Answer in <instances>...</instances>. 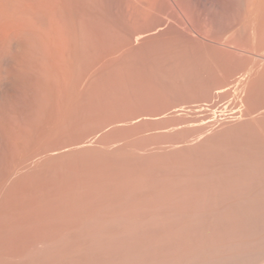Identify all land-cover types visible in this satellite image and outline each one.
I'll use <instances>...</instances> for the list:
<instances>
[{
    "label": "rangeland",
    "instance_id": "obj_1",
    "mask_svg": "<svg viewBox=\"0 0 264 264\" xmlns=\"http://www.w3.org/2000/svg\"><path fill=\"white\" fill-rule=\"evenodd\" d=\"M129 1L130 0H125V2H124L125 7H127L128 5H129L128 7H130L132 5V3H130ZM136 1H138V0H131V2H133V4L136 5L135 6L136 7V13H137L136 14V21L133 20L132 18H129V15H125L126 16L125 19L128 18V20H126L125 27H126V24H128L127 22L129 20L134 23V24H132V23L130 24V21H129V24H130L129 26H131V28H133V30H136V37L133 38L135 47L129 46L133 43L130 44L131 40L129 38V33H127V31L125 30V29H127V30L130 29V27L128 25L126 28L124 27V30H123L124 32L122 31L123 33L121 34L122 35L121 41L119 40L121 43L119 41H117L118 43L116 41H114V42H116V44H121V46L123 47V48L122 47L121 48H122L123 52L125 53L124 54L122 52V54H124V56L126 55L125 57H127L128 54H130V53H128V51H131L132 49L136 50L135 52L133 50V52L136 54L135 65H134V62L132 64V63H128L127 62L128 60L124 61V64L126 62L129 65H127V64L122 65L123 67L122 66L121 67L124 68V69H122L123 72H120V74L119 73L116 74L117 77L115 76L117 78L116 81H119V82H117L118 85L120 83L121 86L116 85L117 83H115L113 81V80H115L114 79L115 77L112 76L113 78H111V76H110V78H111L110 79L109 75H107L106 77L103 76L105 78L108 77L109 81L108 80L106 81V85H105V83L103 84L104 88L102 85L99 84L100 86H98L97 90H99V88L102 86V88H100V90H99L101 92H99V91L97 92L96 89L93 91L94 92L96 91V95L101 94V97L109 94L107 96L108 98H105V97L104 98L108 99V100L111 98L112 100L110 99V101L107 102L106 100H102V101L100 100V99H104V98H99V100L102 102L99 105L100 101L97 102V100H98L97 96H93L92 91H91L90 95H92V96H90V98L91 97L97 98V100L95 99V101L98 104L97 105L93 104L91 102V100H93L92 98L89 100L90 101L89 103L86 101V103H88L89 105L84 104L85 106L83 105V108L88 105L87 110L89 109L90 112L85 110V108L84 109L82 108L84 110V111L83 110L82 111L85 113L88 112V113H86V115L90 113L89 117H88V115H87V117L85 115V117L88 119H86L84 116H82V120H81L79 117H81V115L84 114V113H81V115H79V117L77 116V120H75L76 122L79 121V119L81 121L84 120L83 123H81L80 121L78 122V124L81 123L80 125H77V123H75L76 127L79 126V127H77V129L79 128V132H81V133L84 131H87L91 128L95 129L100 124L103 126L106 124L105 122L111 118H112V120H110V121H112L114 123L116 122V126L115 125L113 126L115 128L110 127L109 129L105 130L104 133H107L108 136L106 134V136L104 138L105 140H103L104 143H93L92 148L94 149V151L91 148L92 150L90 149L91 151L89 150L90 152L89 151H88L89 153L87 152L88 156L85 153L86 156H84L85 154H80L81 156L82 155L83 156L81 157L79 155V156L73 157L72 159L74 161H71L72 160L71 158L67 159L65 161V162H67V165L65 164V162H63L64 165H62V167L59 169L60 172H59V170H58V172L55 171V172H57V176H56L55 172L53 173V171L50 172L49 175L47 174L48 172L47 173L45 172L46 175H45V173L41 172V174L43 173L41 175V174H39V171L38 172L33 171V172H35L36 176L31 177V173H29L31 178L28 177V179H27V176L29 174L27 176L23 174L24 176H22V178L20 177L21 178V180H20L19 175H17V176H15L16 178L15 177L13 178V180H15V179L17 180V181L15 180V182H14V183L17 182L16 184H18V186L15 184L17 187H14V185L9 184L10 180L7 181L5 184L6 186L8 185L9 187L12 185V187L14 188L13 191L10 188V190H11L10 191L8 186H7L8 188L6 187L8 190H6V188L4 187V189L6 191V198L7 199L3 197V196H5V195H3V193H5V192H2V191H4L3 188H1L2 190L0 189L1 190L0 191L1 192L0 197L2 196L0 198V205H2V207L0 206L1 207L0 208V223H1L0 224V227H1L0 231H1V233H3V234L0 233V236H3V237H0V243H1V245H0V255H1L0 256V262L1 263L0 264H8V263H10V264L11 263L12 264H19V263L25 264V262H26V264H33V263L38 264V262L39 263L41 262L40 264H53L54 262H55L54 264H147V263L150 264L151 261H152L151 264H156L160 261H161L160 264H163V263L166 264V262H167V264L168 263L171 264V263H173L172 259H173V261H175L177 259L175 261V263H173V264H178V258L179 257L184 258V261L187 262L188 256H186L187 258H185L187 251L191 254L193 252L192 250H196V252H198V254L202 253L204 256L205 252L208 253L209 255H212L215 252L214 251L215 248H216V252L214 254L215 255L217 253L218 254H217V258L215 255L214 256L219 261L217 262L214 257H213L214 258L213 260H215L218 264H223V263L229 264L235 258H236L235 259L236 261L234 260V262L231 264H258L261 261L264 262V203H263V199H264V178H263L264 177V157L262 156V155H264V145H263L264 144V0H199V2L201 4L200 5V28H199V31H198V33H195V34H188L190 37L186 36L187 40L194 41V43L197 44V48L193 47L191 49L192 46H190L188 48V46H189L188 45L185 49L186 52L188 51L187 53H192V52H194L195 49H197L196 51L198 53H200L201 59L203 58L202 60L204 63L203 62L202 63L206 64L204 66L201 63V65L204 68L201 67V65H200V67H198V69H193V71L196 70L195 72L198 75V77H197V75H195L196 78L193 77L195 73L192 72V68H191V70L190 69L188 70L189 67H186L185 65L182 66L181 64L177 63L178 61L176 62L174 59L166 58L168 56V54L172 53L171 50L169 51L170 48L169 49L166 48V46H167L166 44H169L170 37H172L171 26L173 23H171L172 21L170 20V18L172 19V17H173L172 15H174L175 12L176 13L180 12V10L173 7V5L171 3V1L173 2V0H162L161 2H162V4L163 3L164 4L163 5L161 4V11H160L161 13H159V14H158V12H154V13L151 12V13H144L143 14L141 11H139L137 9V6H138L137 4H139V5L142 4L141 2L144 0H139L138 3ZM175 1H178V2L180 1L179 4H182V5H180L181 7L185 5L184 0H175ZM183 1H184V3H183ZM170 3H171V5H170ZM163 6H164V8H163ZM171 8H172V10H170ZM163 11H164V15H163ZM165 12H166V14H165ZM168 12H170V13H168ZM139 13H141V14H139ZM169 15L172 17H170ZM156 17H158L160 19H157ZM184 17L187 20H190V16H184ZM142 19H144V21ZM161 20H162V22L166 21V23L168 24L164 28V30L163 29L161 31L159 30L155 34H152L153 36L150 35L148 37L146 36L145 38L144 37L140 38L139 32L141 33L145 30H149L150 28L152 29L153 27H155V25L157 23H162V22H160ZM168 28L170 29V31ZM166 29L168 32L166 31ZM260 34H261V36L262 35L263 36L261 37ZM112 36H113V34H112ZM156 36H158V37H156ZM106 37L109 38V35ZM106 37H105V39H106ZM150 38H152L153 40ZM105 39L101 43H103L105 41ZM112 39L110 37L109 41L106 40L107 42H109L108 44H110L111 48H112V46H114V44L110 41H113L114 39L116 40V37L113 40ZM143 39H144V41L145 40H147V41L144 42ZM149 39L151 40V42ZM101 43L99 44L100 46L102 45ZM151 43H153V44H151ZM96 44L98 45V43H96ZM104 44H106V42H104ZM154 44H156V45L154 46ZM99 45H98V47H99ZM106 46H108V45H106ZM106 46L103 47L104 49L102 48L103 51H101V52H103V53H101L100 49L98 47H96V45H95L96 49L94 50V48H93V50L95 51V54L98 53V55L97 54L95 55L94 53L91 52L92 55H94V56L92 58L91 57L92 55H89L90 57L88 56V58H92V60L94 62V60L99 56V53L102 54L101 57L103 58V56L107 52V51H104ZM129 47L131 49H129ZM97 48L99 49L98 52H96ZM108 48L109 47H107L106 49L108 50ZM111 48H109V49H111ZM109 52H107V54ZM167 52H168V54L166 56L165 54ZM102 58H100V59H102ZM92 60L90 59L89 60L90 63L88 61V62H85L83 65L86 66V64H87L86 68L88 67V65L90 67ZM97 60L98 59L95 60L96 61L95 63H97ZM95 63H93V64H95ZM209 63H210V66H207ZM130 64H131V66H130ZM84 66L81 68V70L84 69ZM132 66H134V67H132ZM181 67H183V68L186 67V68L183 70ZM180 69L183 71H186V72L190 71L193 73V75L192 74L189 75L190 73H188L189 79L194 78L193 80L190 79V80H192V82L189 79H187V77H186V81H183L182 79L180 80V81H182L183 85L178 81L179 78L181 77V73H186V72H182ZM85 70L86 69L82 70V72L84 73ZM122 70H120V71H122ZM168 72H169V75H168ZM173 72H174V74H177V75H178V73L181 72L178 75L179 78L177 79V81H176L177 75H171ZM108 74H110V73H108ZM112 75H114V74H112ZM120 75L122 76V78H120L121 77ZM240 75H242V76H240ZM163 76H164V78H163ZM118 77L120 80L118 79ZM172 78L175 80V82L172 81ZM104 79H103V82H104ZM121 79L123 82H121ZM110 80L113 81V83L115 84V87H114V84ZM187 80L190 81L189 84L187 83ZM239 80H240V82H239ZM171 81L174 83V85H173V83H171ZM103 82H101V83H103ZM167 82H169V83H167ZM175 83H177V84L175 85ZM243 84H244L245 88L243 87ZM177 85H178V87H177ZM231 86H232V88H231ZM239 86L241 87V89ZM116 87L117 88L119 87V88L117 89ZM113 88L115 89V91ZM222 88H224L225 90L223 92L218 93L217 90L222 89ZM110 90H112L113 93H109V92H112ZM110 94H113L112 95L113 97H110ZM15 96L16 95H14V94L9 96L8 100L10 103L12 102L11 104H14L16 102V100H18V97H15ZM239 97H240V99H239ZM27 99H29V97L26 98V100L24 101V104H26V103L28 104V105L24 106V109H26V111L24 109H21L19 111L12 109L11 110L12 113L10 112L12 120L10 119L11 120L10 122L14 123L15 121H13L14 120L13 118L16 117V119L19 120V121L18 120H16V121H18L22 124L20 119L23 117V115L26 118V116H27L26 113H28L27 109H29V107H27V106H29L28 102H30V99H29V101ZM103 101H105V102H103ZM226 104H229L230 106L226 105ZM90 105H91V108H90ZM25 107H27V108H25ZM229 112H230V114H229ZM0 114H1V112H0ZM15 115L21 116V117L19 118ZM0 117H1L0 118V124L2 123L0 125V127L2 128V126L5 125L6 122L2 119V114ZM83 117H84V119H83ZM85 121H87L88 123ZM3 122H5V123H3ZM46 122L45 123L42 122V124L40 123L38 125L39 127L37 126L36 128L34 125V128L36 130L33 128L32 125H30V128L32 126L33 132H35V134H38V133L40 134V131L43 128V127L41 128L40 125L45 124L44 126H46L47 125ZM202 122H203V124H202ZM49 123H48V125L53 123V121L50 124ZM18 124L19 123H17V126H18ZM21 124L18 126L19 127L18 130H17V127L15 128V126L13 125L14 126L13 130L15 132L14 131L12 133L8 132L9 135H6L4 140H0L1 141L0 142V148H1V150H3V152L0 154V170H1L0 174L1 173L3 174L5 172V169H7L8 166L11 167V165L8 163H11L13 165V162H11V159L13 158V156H15V154H13L12 150L15 153V149H16L15 146L17 147V145L14 142L18 139V135L20 137V134H21L20 132L22 131ZM82 124H84V125H82ZM205 124H207V125H205ZM6 125H7V123H6ZM6 125L4 127H6ZM211 125H213V126H211ZM20 126H21V128H20ZM50 126H52V124ZM50 126H49V128H50ZM4 127H3V129H4ZM89 127H91V128H89ZM6 128H5V132L7 130L8 131L10 130V132H11L12 127L10 129H8L9 127L7 125ZM28 128H29V125H28ZM30 128H29V130H30ZM46 128L42 129V130L47 131L49 129V128H47V130H46ZM209 128H211V129H209ZM250 128H251V130H250ZM37 129H40V131L38 132ZM77 129H75V130H77ZM75 130L73 131L74 133H72V134H75V132H77V134L79 133L78 130L77 131H75ZM18 133H20V134H18ZM81 133L79 135H82ZM84 133H86V132H84ZM11 134L12 135L14 134L13 137H15L16 135L17 136L14 139H12L13 137L10 136ZM38 136H40V135H38ZM38 136L35 135L36 140L34 139V141H37V139L39 138ZM75 136H76V134H75ZM107 138L109 140H106ZM5 140L7 141V143ZM19 140H20V142L22 141L21 139H19ZM19 140H17V142H19ZM209 140L212 141V143ZM105 141H107V142L109 141V143L110 142L111 143L109 144ZM12 142L14 143V146H13ZM23 143H24V141L21 142V144H23ZM242 143H244V144H242ZM11 144L15 149L11 146ZM18 144H20V143H18ZM179 144H180V146H178ZM200 144H203V145H201L199 147ZM208 144H210V145H208ZM236 144H237V146H235ZM126 145H127V147L125 148ZM212 145H215L216 147L212 146ZM246 145H248L247 148L246 149L243 148V146L246 147ZM206 146H210V147L205 148ZM223 146L226 148L228 146L229 147L226 149ZM234 146H235V148H234ZM98 147H100V148H98ZM184 147L187 148L186 152H185ZM193 147L196 150L200 149V151L198 150V152H197L195 149H193ZM212 147H214L216 149L213 151L214 148H212ZM254 147H256V148H254ZM219 148H220V150H219ZM249 148H251V150ZM96 149H98V150H96ZM1 150H0V152H1ZM117 150H119V151H117ZM164 150H167V151H164ZM180 150H183V151L181 152ZM192 150L193 151L195 150V151L193 152ZM201 150L202 151L204 150L203 154L201 153L202 152ZM111 151L113 152V154ZM205 151H206V153H205ZM217 152L219 154L220 153L221 154L218 155ZM94 153L99 154V157L96 154L93 155ZM148 153L151 156H149ZM204 153H205V156H204ZM105 154H107V155L105 156ZM142 154H143V156H145V157L147 156V157L143 158V156H139ZM213 154H214V156H213ZM247 154H248V157H247ZM222 155L225 158L222 157ZM106 157L108 159H106ZM121 157L122 158L124 157V159L127 158L126 161L124 159H122ZM215 157L216 158L218 157V158L216 159ZM257 157H258V160L256 159ZM90 158H93V159L90 160ZM94 158H95V160H94ZM99 158H100L102 164H100L101 162H100ZM128 158H129V160H128ZM142 158H143V160H142ZM237 158L239 160H242V159L243 160L239 161ZM246 158H248V159H246ZM6 159H7V161H6ZM8 159H10L9 160L10 162L8 161ZM85 159H86V161H84ZM97 159H98V161H97ZM75 160H76V162H75ZM92 160L97 161V162H93ZM107 160L108 161L110 160L109 163ZM181 161H182V163H181ZM218 161H220V162H218ZM1 162H2V164H1ZM69 162L71 163V165ZM87 162H89L90 164H88ZM124 162H126V163H124ZM213 162L214 163L216 162L215 163L216 165ZM222 162H224V164ZM72 163H73V165H72ZM81 163L84 164V166ZM93 163L96 166V168L94 167ZM103 163L106 166H104ZM119 163L120 164L122 163V164L120 165ZM235 163H238V164H235ZM244 163H247V164H244ZM249 163H251V164H249ZM253 163H255L256 165ZM222 164H223V167H222ZM85 165H88V167ZM219 165H221V166L219 167ZM228 165H229L230 169L228 168ZM249 165L252 167V169ZM65 166H66V169H65ZM89 166H90V171H89ZM101 166L104 167L103 170H102ZM109 166H111V167L109 168ZM124 166H125V168H123ZM262 166H263V168H262ZM74 167H75V169H74ZM79 167H80V169H79ZM85 167H87L88 169L87 168L84 169ZM98 167H100V168H98ZM105 167L106 168L108 167V169H106ZM137 167H139V168H137ZM243 167H245V168H243ZM255 167H256L257 172L254 169ZM62 168L65 169L66 172H65V170L63 171ZM140 168H142V169H140ZM235 168L238 171L241 170V172L240 171H239L240 173L237 172V170ZM81 169H83V171ZM233 169H234V172H233ZM77 170H79L78 171L79 173L77 172ZM84 170L85 171L88 170V171L84 172ZM100 170H102L103 172ZM202 170L204 171V174H203ZM97 171H99V172H97ZM190 171H191V173H189ZM213 171H214V173H213ZM216 171L217 172L220 171V172L217 173ZM62 172H64V173H62ZM221 172H223L224 176H223V174L220 175ZM245 172H246V174H245ZM51 173H53L55 175L54 176L52 175L53 176L52 177ZM85 173L88 174L89 176L86 175V176H88V177H86ZM113 173H115V174L118 173V174H116L118 176H115V174H113ZM132 173H134V174H132ZM241 173H243V175ZM249 173H251V174H249ZM252 173H253V175H252ZM25 174H27V173H25ZM33 174L34 173H32V175ZM163 174L164 175L166 174L167 176L169 175V177H167V176L165 177ZM194 174H196V175L194 176ZM215 174H217L218 177L215 176ZM62 175H64V176H62ZM73 175H74V177H73ZM78 175L79 176L81 175V176L79 177ZM97 175H99V176H97ZM157 175L158 176L160 175V176L158 177ZM210 175L214 179V182L218 184L217 186L214 182H210V181H213ZM226 175H227V177H226ZM255 175H257V176L254 177ZM259 175L260 176L263 175V176L260 177ZM55 176L57 179H59V178L60 179L59 180L55 179ZM71 176H72V179H71ZM91 176H93V177H91ZM151 176H152V178H151ZM172 176L174 178H171ZM189 176H191V177H189ZM237 176H239V177H237ZM49 177H50V179H49ZM61 177L64 180H61ZM77 177H79V179L82 180L81 181L82 184H81L80 180L77 179ZM109 177H111V178H109ZM118 177L120 179H118ZM140 177L141 178L144 177V178L141 179ZM155 177H157L158 179ZM195 177H196V179H195ZM201 177H202V179H204V180L206 179L207 181L202 180ZM220 177L222 179H220ZM246 177H248L249 179ZM32 178H33V180H32ZM66 178L67 179L69 178L68 182H67ZM113 178H115V179L117 178L116 183L114 181L115 179H113ZM161 178H162V180H161ZM193 178L196 180V183H195V180ZM198 178H199V180H198ZM223 178H224V181H223ZM241 178L243 179V181ZM0 179H1V175H0ZM39 179H41V180H39ZM53 179H55V180H53ZM128 179L131 180V183ZM209 179H210V181H209ZM217 179H220V180H217ZM65 180H66V183L64 182ZM69 180H70V182H69ZM77 180L79 182H77ZM107 180H108V183H107ZM111 180H113V181L111 182ZM156 180L159 183L156 182ZM26 181H27V183H26ZM45 181H46V183H45ZM122 181H124V182H122ZM126 181H127V183H126ZM140 181L146 185H143L142 183H140ZM148 181H149V183H148ZM171 181H173V182L171 183ZM187 181L188 182L190 181L189 186H188ZM200 181H202L203 183ZM222 181L225 183H222ZM1 182H2V179H1ZM103 182H106L107 184H105ZM154 182L156 183V185ZM38 183H40V184H38ZM47 183L50 185H47ZM136 183H140V185L139 184L137 185ZM166 183H167V185H166ZM170 183L171 184L174 183L173 186ZM175 183L176 184L178 183V184L176 185ZM232 183H233V185H230ZM234 183H236V184L234 185ZM32 184H33V186H32ZM44 184L46 186H43ZM57 184H59L61 186H59ZM63 184L67 185V187L66 186L64 187ZM78 184H80V185H78ZM87 184H88V187H87ZM110 184H112V185H110ZM118 184L120 185L121 188L118 187ZM184 184H186L187 187ZM203 184H204V186H203ZM1 185H3V183ZM141 185L143 187H141ZM147 185H149V186H147ZM174 185H176V186H174ZM208 185H210L211 187ZM82 186H84V187H82ZM98 186H99V188H98ZM129 186H131V187H129ZM162 186H164V187H162ZM232 186L233 187L236 186V187H238V189L236 187H234L235 189H233ZM18 187L20 189H18ZM42 187H44V189ZM69 187H73V188L70 189ZM78 187H80V189ZM89 187H91V188H89ZM95 187H96V189L97 188L98 189L94 190ZM126 187L129 188L128 191L126 190L127 189ZM29 188L31 190H29ZM60 188L62 189L61 191H63V192L58 191V190H60ZM111 188H113V189L111 190ZM140 188L141 189L143 188V189L140 190ZM182 188H183V190H182ZM240 188H242V189L240 190ZM102 189L104 190L105 193L102 191ZM105 189L106 190L108 189V191H105ZM119 189L120 190L121 189L126 190L127 192L121 190L120 191L121 193H120ZM214 189H216V190H214ZM217 189L218 190L221 189V191H218ZM110 190H111V192H113L112 195H111ZM172 190H174V191H172ZM233 190L237 194L234 193ZM254 190H257V191H254ZM7 191H9V193L11 192L12 194L7 193ZM160 191H162V192H160ZM231 191H233V192H231ZM241 191H243V192H241ZM18 192H20V194ZM69 192H72V193H69ZM221 192H223V193H221ZM24 193L26 194L27 197L25 196ZM55 193H57V194H55ZM66 193L67 194L69 193V194L66 195ZM114 193L116 194V197H115V195L113 196ZM144 193L146 195H144ZM228 193H229V195H227ZM62 194H63V196H62ZM106 194H108V195H106ZM118 194H119V196L117 199ZM122 194H123V196H122ZM235 194L238 196H236ZM249 194H250V196H249ZM127 195H130V196L128 197ZM196 195H199V196H196ZM216 195H218V196H216ZM60 196H62V197L59 198ZM107 196H109V197H107ZM53 197L54 198L56 197L58 199H54ZM73 197H75V198H73ZM163 197L165 200L163 199ZM174 197H175V199H174ZM236 197L238 200L236 199ZM253 197H255V198H253ZM40 198H42V199H40ZM70 198L72 201L70 200ZM90 198L92 199V202L90 201L91 200ZM94 198H95V200H93ZM114 198H116V199H114ZM124 198H126V199H124ZM197 198H199V200ZM221 198L222 199L224 198V199L222 200ZM5 199L8 201H6ZM22 199L24 202H26L28 200L27 202L30 201V203H27V202L24 203L22 201ZM104 199H106V200H104ZM120 199H122V200H120ZM190 199H192V200H190ZM216 199H217V201H216ZM2 200L4 203L1 202ZM17 200H19V201H17ZM42 200H44V201H42ZM85 200L87 203L85 202ZM146 200H147V202H146ZM21 201L23 202V204H21L22 203ZM38 201H40V205H39ZM64 201L67 202V204ZM89 201H90V203H89ZM119 201H121V202H119ZM149 201L150 202L152 201V202L150 203ZM170 201L171 202L174 201V202L170 203ZM236 201H238V202H236ZM11 202H13L14 205ZM34 202H35V205H33ZM73 202L74 203L77 202L76 205H74ZM103 202L105 203L106 206L103 204ZM106 202H109V203H106ZM130 202H132V203H130ZM232 202H233V204H232ZM118 203H119V205H118ZM155 203H156V205H155ZM43 204L47 205V206H43V208H42ZM48 204H50V205H48ZM65 204H66V206H65ZM100 204L101 205L103 204V205L101 206ZM167 204H169V205H167ZM15 205H16V207H15ZM21 205H22V207H21ZM26 205H27V207H25ZM38 205H39V208H38ZM81 205L83 208L81 207ZM162 205H164V206H162ZM229 205H230L231 209H230ZM3 206H4V208H3ZM79 206L81 207V209H79L80 208ZM87 206H89V207H87ZM96 206L98 207L97 209L95 208ZM173 206H174V208H173ZM224 206H225V208H224ZM18 207H19V209H18ZM59 207H61V208H59ZM49 208H50V210H49ZM65 208L67 211H62V210H65ZM151 208L153 210H151ZM160 208H163V210L165 208L166 209L163 211ZM220 208L222 210H220ZM21 209L23 210V213H22ZM33 209H35V210H33ZM70 209H72V210H70ZM91 209L93 211H91ZM141 209H142V211H141ZM244 209H245L246 213L244 212ZM79 210H80V212H79ZM114 210H116V212ZM149 210L152 212H148ZM159 210H161V211H159ZM10 211H12V212H10ZM104 211L107 212L106 215H104L105 214ZM155 211H157V213ZM196 211H198V213ZM32 212H33V215L31 214ZM55 212H57V214ZM63 212H67V213L65 214ZM160 212L163 215H161ZM223 212H225L224 215L227 213L226 216L223 215ZM228 212H229V214H228ZM2 213H4V214H2ZM20 213H22V214H20ZM69 213H71L70 216H69ZM78 213L81 215H79ZM46 215H47V217H46ZM174 215L176 216V218H174L175 217ZM22 216H24V217H22ZM36 216L38 217L37 220H35ZM49 216H51V217H49ZM229 216H230V218H229ZM5 217H6V219L10 218L11 220L9 219V221H8V219H7L5 221V219H4ZM57 217H58V219L61 218V220L63 219L64 221L62 220V222H61V220H58ZM79 217H81V218H79ZM147 217L150 219H148ZM167 217H169V220H164ZM1 218H2V220H1ZM23 218H25V220ZM223 218H225V219H223ZM43 219H45L46 221ZM48 219H49V221H47ZM136 219H138L140 224H138V221H136ZM15 220H17V221H15ZM32 220H33V222H32ZM53 220H55V221L58 220V221L55 222ZM91 220H93L94 222ZM156 220H158V221H156ZM19 221H20V223H19ZM25 221H27V223ZM40 221H42L40 223L41 228L39 227ZM45 223H46V225H45ZM163 223H165V224H163ZM32 224H34V225H32ZM51 224H52V226H50ZM91 224H93V225H91ZM148 224H150V225H148ZM27 225H29V226H27ZM56 225H57V227H59V225L61 227L55 228L56 229V231H55L54 227H56ZM78 225H79V227H78ZM8 226H10V228ZM62 226L65 227L66 229L63 228ZM81 227L83 230L81 229ZM88 227H89V229H88ZM42 228H43V230H42ZM72 228H73V230H72ZM37 229H38V231H37ZM7 230L8 231L10 230V231L8 232ZM45 231H46V233H44ZM64 231H66L67 233ZM164 231H166V233ZM170 231H172V232H170ZM28 232L29 233L31 232V233L29 234ZM61 232H62V234H61ZM161 232H163L164 235ZM5 233H7L8 235ZM37 233H41L42 235H45V236L43 237L42 235L37 234ZM68 233H69V235L67 236ZM169 233H171V234H169ZM26 234H27V236H26ZM63 234L65 237L63 236ZM17 237H19V239ZM41 238H43V239H41ZM45 238H47V239H45ZM60 238H61V240H60ZM66 238H67L68 242H66L67 241ZM44 239H45V241H44ZM48 239H50V241ZM21 240H23V241L20 242ZM35 240L38 241V243ZM59 240H60V242H59ZM39 241H41V242H39ZM55 241L56 242L58 241L59 243L58 242L56 243ZM228 241H229V243H228ZM3 242L8 243L9 246L6 243L4 244ZM44 242H45V245H44ZM107 242L110 246L105 244ZM211 242H212V244H211ZM41 243H43V244H41ZM47 243H50V244H47ZM95 244H96V246H95ZM194 244L197 247L195 246L193 249L192 247ZM214 244L217 245V247ZM80 245H83V246L80 247ZM204 245H206V246H204ZM209 246H210V248H209ZM20 247H23V248H20ZM51 247H52V249H51ZM77 247H79V249ZM88 247L90 250L87 249ZM228 247H229V249H228ZM27 248H29V250ZM53 248H55V249H53ZM204 249H206V250H204ZM209 250H210V252H207ZM211 250L213 253L211 252ZM14 251L19 255L14 253ZM32 251H34V252H32ZM42 251L44 253V256L42 254ZM199 251H201V252H199ZM8 252H10V253H8ZM22 252H24V253H22ZM49 252L50 253L52 252V253L49 254ZM196 252L194 251L195 255H196ZM47 253L49 254V256L47 255ZM206 253H205V255H206ZM190 254H188L190 257H191V255H194V254H191V255ZM202 254H200V255H202ZM24 255H26V257ZM34 255H36V256L38 255V257H35ZM50 255H51V257H50ZM225 255H228V257L226 256V259L223 258ZM23 256L25 259L23 258ZM31 256H33L32 262H31ZM206 256H208V255H206ZM230 256L234 257V258L231 257V261L229 260ZM235 256H237L238 258ZM8 257H9V259H8ZM18 257H19V259H18ZM2 258H4V260ZM34 258H36V259H34ZM11 259H12V261H9ZM227 259L229 262L227 261ZM35 260H37V261L35 262ZM164 260L166 262H164ZM50 261H52V262H50ZM155 261H158V262H155ZM215 261H213L214 263H211V264H217ZM220 261H221V263H220ZM179 262H180V259H179ZM187 263L189 264V262H187ZM181 264H184V263H182V261H181Z\"/></svg>",
    "mask_w": 264,
    "mask_h": 264
},
{
    "label": "bare ground",
    "instance_id": "obj_2",
    "mask_svg": "<svg viewBox=\"0 0 264 264\" xmlns=\"http://www.w3.org/2000/svg\"><path fill=\"white\" fill-rule=\"evenodd\" d=\"M162 0H144V1H142L141 3L142 4H137L138 6H137V9L139 10V11H141L143 14L144 13H154V12H158V14L159 13H161L160 11H161V4H162V2H161ZM185 1V5L184 6H180V5H182V4H179L180 3V1L178 2V1H175V0H173V2L171 1V3H172V5H173V7L174 8H177L178 10H180V12L179 13H176L175 12V14L174 15H172V16H170V17H172V19L170 18V20L172 21L171 23H173L172 24V26H171V31H172V37H170V41H169V44H166L167 46H166V48H170L169 49V51L171 50L172 51V53H170V54H168V52L165 54L166 56H167V54H168V56L166 57V58H171V59H174L177 63H179V64H181L182 66L183 65H185L186 67H189L188 68V70L190 69L191 70V68H192V72L193 73H195L194 74V76L193 77H195V75H197L196 74V70H194L193 71V69H198V67H200V65H201V63L203 62V58L201 59V56H200V53H198L196 50L197 49H195L194 50V52H192V53H187L186 51H185V49H186V47L188 46V48L190 47V46H192L191 47V49L194 47V48H197V44H195L194 43V41H190V40H187L186 39V36H189L188 34H195V33H198V31H199V28H200V2H199V0H184ZM184 1H183V3H184ZM124 2H125V0H0V112H1V114H2V119L7 123V125H8V129H10L11 127H12V129H11V132H10V130L8 131H6L5 132V128L7 127V125H6V123L5 122H3V123H5V125H6V127H4L5 125H3L2 126V128L0 127V140H4V138H5V136L6 135H9L8 134V132L9 133H12L14 130H13V127L15 126V128L17 127V130L19 129V125L21 124L20 122H18L19 120L18 119H16V117H14L13 119V121H15L14 123H12V122H10L11 120H12V117H11V115H10V112H11V110L13 109H15V110H17V111H19V110H21V109H24V106H26V105H28L27 103L26 104H24V101L26 100V98H28L29 97V99H30V102H28L29 103V106H27V107H29V109H27V112L28 113H26V118L24 117V115H23V117L20 119L21 120V122H22V124H21V126H22V131L20 132V133H18V134H20V137H19V135H18V139L17 140H19V139H21L22 141H24V143L23 144H21V142H20V140H19V142H17V140L14 142V143H16V145H17V147L15 146V148L13 147L14 146V143L12 142V144H13V146H12V144H11V146L15 149V153H14V151L12 150V152H13V154H15V156H13V158L11 159V162H13V165L11 164V163H8V164H10L11 165V167H9L8 165V167H7V169H5V172L2 174H0L1 175V179H2V182H1V179H0V183L2 184L3 183V185H1L0 186V189L1 188H3V190L4 191H2V192H5V193H3V195H5V196H3L4 198H6V191H5V189H4V187L6 188L7 186L5 185L6 184V182L7 181H9L10 183L9 184H12V185H14V187H17L18 186V184H16V183H14L15 182V180H13V178L15 177V176H17V175H19V178L21 177L22 178V176H24V175H28L29 173H31V177L32 176H36V174H35V172H33V171H39V174H41V172H43V173H47L48 175H49V173L50 172H52L53 171V173L55 172V171H57L58 172V170L62 167V165H64V163L63 162H65L67 159H72L73 157H76V156H79L80 154H87V156H88V153L93 149L92 148V144L93 143H104L103 142V140H105L104 138H105V136H106V134L107 133H104L105 132V130L106 129H109L110 127H113L114 125L116 126V122L114 123V122H112V121H110V120H112V118L111 119H108L104 124L105 125H99V126H97V128H95V129H93V128H91V127H89V128H91V129H89V130H87V131H84V132H86V133H84V132H79V128L77 129V127H79V126H77L76 127V124L75 123H77V125H80L81 123H83L84 122V120L83 121H81L82 120V116H84L85 117V115H86V113H88V112H90L89 111V109L87 110V106L89 105L88 103L90 102L89 100L92 98H90V96H97V98H98V100H97V98H92L93 100H91V102L93 103V104H98V103H96V101H95V99L97 100V102H99L100 100L102 101V100H106L107 102L108 101H110V97H113L112 95L113 94H110V99L108 100V99H105V98H108L107 96L109 95H106V96H103V97H101V94L100 95H96V91L94 92L93 90H97L98 89V86H100V85H102L103 86V88H104V83H105V85H106V81L108 80L109 81V78H110V76H111V78H113V77H115L116 76V74H120V72H123V70L122 69H124V68H122L123 66L122 65H125V64H127L126 62H125V64H124V61H126V60H128L127 62L128 63H132L133 64V62H134V65H135V62H136V54L134 53L136 50H134V49H132L131 51H128V53H130V54H128V58L127 57H125L124 56V52H123V50H122V46H121V44H116V42L117 41H121V37H122V33L124 32L123 30H124V27H125V23H126V20H128V18H126L125 19V15H129V18H132L133 20H135L136 21V5L135 4H133V2H131V0L129 1L130 3H132V5L130 6V7H125V4H124ZM127 2V1H126ZM137 3L139 2V0L138 1H136ZM178 2V3H177ZM171 3H170V5H171ZM164 4V3H163ZM162 4V5H163ZM168 6V5H167ZM169 7V6H168ZM172 7V6H171ZM163 8H164V6H163ZM165 10V9H164ZM170 10H172V8L170 9ZM176 11V10H175ZM168 13H170V12H168ZM172 13V12H171ZM139 14H141V13H139ZM165 14H166V12H165ZM163 15H164V11H163ZM131 16V17H130ZM138 16V15H137ZM159 16V15H158ZM184 16H190V20H187ZM135 18V19H134ZM139 18V17H138ZM149 18V17H148ZM152 18V17H151ZM155 18V17H154ZM157 19H160V18H158V17H156ZM165 18V17H164ZM131 19V20H132ZM141 19V18H140ZM143 21H144V19H142ZM130 21V20H129ZM129 21L127 22L128 24H126V27H127V25L129 26L131 23L132 24H134L133 22H131L130 21V24H129ZM141 21V20H140ZM159 22V21H158ZM160 22H162V20L160 21ZM170 23V22H169ZM168 24L166 23V21H164V22H162V23H157L156 25H155V27H153L152 29L150 28L149 30H145V31H143V32H139V35H140V38H145L146 36L148 37V36H150V35H152V34H155L156 32H158L159 30L161 31L162 29L164 30V28L167 26ZM125 27V28H126ZM130 27V29L129 30H127V29H125L126 31H127V33H129V38H130V40H131V42H130V44L131 43H133V44H131V45H129V46H134L135 47V44H134V40H133V38L134 37H136V30H133V28H131V26H129ZM128 27V28H129ZM169 29V28H168ZM123 31V32H122ZM129 31V32H128ZM166 31H167V29H166ZM169 31H170V29H169ZM163 32V31H162ZM168 32V31H167ZM110 33V34H109ZM112 34H113V36H112ZM162 34V33H161ZM167 34V33H166ZM109 35V38L108 37H106V36H108ZM121 35V36H120ZM164 35V34H163ZM153 36V35H152ZM260 36H261V34H260ZM263 36V35H262ZM261 36V37H262ZM105 37H106V39H105ZM110 37H111V39L114 37H116V40L114 39H112L113 41H110V42H112L113 44H114V46H112V48L110 47V44H108L109 42H107L106 40H110ZM156 37H158V36H156ZM190 37V36H189ZM192 37V36H191ZM108 38V39H107ZM139 38V37H138ZM153 38V37H152ZM152 38H150V39H152ZM105 39V41L104 42H106V44H104V42L103 43H101L103 40ZM149 39V40H150ZM157 39V38H156ZM153 40V39H152ZM103 45H99L100 43ZM114 41H116V42H114ZM119 41V42H120ZM143 41H144V39H143ZM145 41H147V40H145ZM144 41V42H145ZM156 41V40H155ZM150 42H151V40H150ZM96 43H98V45H99V47H98V45L96 44ZM118 43V42H117ZM121 43V42H120ZM116 44V45H115ZM151 44H153V43H151ZM95 45H96V47H98L99 49H100V52L101 51H103V47L104 46H106V45H108V46H106V48L107 47H109V48H111V49H109L108 48V50L105 48V50L104 51H107V52H109L108 54H107V52H106V54L103 56V58L101 57L102 56V54L101 53H103V52H101V53H99V56L96 58V59H100V58H102V59H100L99 61L97 60V63H95L96 61V59L94 60V62H93V60H92V58H93V56L94 55H92V53H94L95 54ZM112 45V44H111ZM156 44H154V46H155ZM153 46V47H154ZM122 47V48H121ZM133 47V48H134ZM157 47V46H156ZM93 48H94V50H93ZM97 48V51L96 52H98V49ZM103 48V49H102ZM102 49V50H101ZM129 49H131L130 47H129ZM128 49V50H129ZM136 49V48H135ZM133 50H134V52H133ZM190 51V50H189ZM92 52V53H91ZM122 52L124 53V54H122ZM191 52V51H190ZM200 52V51H199ZM105 53V52H104ZM97 55H98V53H96ZM95 54V55H96ZM89 55H92L91 57L92 58H88V56ZM90 57V56H89ZM126 59H125V58ZM125 60H124V59ZM205 58V57H204ZM87 59V60H86ZM92 60V63H91V65H90V67H89V65H88V67L86 68V66H87V64H86V66H84L83 64L85 63V62H88L89 60ZM170 59V60H171ZM173 60V61H174ZM202 60V61H201ZM205 60V59H204ZM174 61V62H175ZM206 62V61H205ZM89 63H90V61H89ZM93 63H95V64H93ZM204 63V62H203ZM202 63V64H203ZM127 65H129V64H127ZM204 66L206 65V64H203ZM212 65V64H211ZM84 66V69H86L85 71H84V73L82 72V70H84V69H82L81 70V68ZM122 66V67H121ZM130 66H131V64H130ZM207 66H210V63L207 65ZM206 66V67H207ZM132 67H134V66H132ZM186 67H181L183 70L186 68ZM201 67H203L202 65H201ZM205 67V68H206ZM180 68V67H179ZM204 68V67H203ZM252 68V67H251ZM120 70H122V71H120ZM181 70V69H180ZM183 70H181L182 72H186V71H183ZM82 72V73H81ZM192 72H186V73H181V77L179 78L178 77V75L180 74V73H178V75L177 74H174V72L171 74V75H177L176 77V81H177V79L179 78V82L183 85V83H182V81H180L181 79L183 80V81H186V77H187V79H189V75H193V73ZM252 72V71H251ZM108 73H110V74H108ZM188 73H190L189 75H188ZM112 74H114V75H112ZM107 75H109V78L107 77V78H105ZM122 75V74H121ZM120 75V76H121ZM168 75H169V72H168ZM186 75V76H185ZM103 76H105V77H103ZM113 76V77H112ZM240 76H242V75H240ZM239 76V77H240ZM117 77V76H116ZM114 78L115 80H113L115 83H117V82H119V81H116V79L117 78ZM197 77H198V75H197ZM238 77V78H239ZM105 78V79H104ZM110 78V79H111ZM120 78H122V76L120 77ZM163 78H164V76H163ZM196 78V77H195ZM103 79H104V82H103ZM118 79H119V77H118ZM190 79H192V78H190ZM189 79V80H190ZM194 79V78H193ZM192 79V80H193ZM112 80H110L112 83H113V81ZM120 80V79H119ZM187 80V83L189 84L190 83V81L192 82V80ZM248 80V79H247ZM103 82V83H101V82ZM166 81V80H165ZM172 81L173 82H175V80L172 78ZM171 81V83H173ZM189 81V82H188ZM195 81V80H194ZM242 81V80H241ZM121 82H123L122 81V79H121ZM232 82V81H231ZM239 82H240V80H239ZM247 82V81H246ZM108 83V82H107ZM167 83H169V82H167ZM178 83V82H177ZM177 83H175V85L177 84ZM242 83V82H241ZM100 84V85H99ZM111 84V83H110ZM114 84V83H113ZM179 84V83H178ZM180 84V85H181ZM233 84V83H232ZM116 85H118V83L116 84ZM119 85H120V83H119ZM118 85V86H119ZM173 85H174V83H173ZM241 85V84H240ZM97 86V87H96ZM102 86L100 87V88H102ZM111 86V85H110ZM109 86V87H110ZM121 86V85H120ZM238 86V85H237ZM96 87V88H95ZM106 87V86H105ZM114 87H115V84H114ZM177 87H178V85H177ZM183 87V86H182ZM230 87V86H229ZM240 87V86H239ZM243 87H244V84H243ZM100 88H99V90H100ZM117 88V87H116ZM119 88V87H118ZM117 88V89H118ZM225 88V87H224ZM224 88H222V89H219V90H217L218 91V93L219 92H223L225 89ZM231 88H232V86H231ZM245 88V87H244ZM243 88V89H244ZM112 89V88H111ZM114 89V88H113ZM240 89H241V87H240ZM99 90H97V92L99 91ZM104 90V89H103ZM237 90V89H236ZM91 91H92V95H90L91 94ZM110 91H112V90H110ZM114 91H115V89H114ZM118 91V90H117ZM229 91V90H228ZM99 92H101V91H99ZM108 92V91H107ZM94 93V94H93ZM109 93H113V91L112 92H109ZM227 93V92H226ZM12 94H14V95H16L15 97H18V100H16V102L14 103V104H11L10 102H9V100H8V98H9V96L10 95H12ZM104 94V93H103ZM102 94V95H103ZM106 94V93H105ZM221 94V93H220ZM100 96V97H99ZM241 96V95H240ZM105 97V98H104ZM89 98V99H88ZM99 98H104V99H100L99 100ZM29 99H27L28 101H29ZM239 99H240V97H239ZM112 100V99H111ZM212 100V99H211ZM86 101L88 102V103H86ZM99 102V105L102 103V102ZM238 101V100H237ZM240 101V100H239ZM85 102V103H84ZM95 102V103H94ZM103 102H105V101H103ZM86 105V104H88L86 107H84L85 108V110H87L88 112H83L84 110V108H83V105ZM84 105V106H85ZM92 105V104H91ZM91 105H90V108H91ZM210 105V104H209ZM226 105H229V104H226ZM234 105V104H233ZM230 106V105H229ZM27 107H25V108H27ZM222 107V106H221ZM83 108V109H82ZM203 108V107H202ZM25 111H26V109H24ZM29 110V111H28ZM83 110V111H82ZM221 111V110H220ZM228 111V110H227ZM237 111V110H236ZM12 113V112H11ZM15 113V112H14ZM13 113V114H14ZM18 113V112H17ZM23 113V112H22ZM21 113V114H22ZM81 113H84L83 115H81ZM234 113V112H233ZM1 114H0V116H1ZM90 114V113H89ZM89 114H87L88 115V117H89ZM215 114V113H214ZM225 114V113H224ZM229 114H230V112H229ZM79 115H81V117H79ZM87 115H86V117H87ZM15 116H17V115H15ZM77 116L81 119H79V121L81 122V123H79L78 124V122L79 121H75V120H77ZM236 116V115H235ZM17 117H21V116H17ZM84 117H83V119H84ZM85 117V118H86ZM234 117V116H233ZM1 118V117H0ZM11 119V120H10ZM86 119H88V118H86ZM85 119V120H86ZM235 119V118H234ZM16 120H18V121H16ZM50 120V121H49ZM115 120V119H114ZM113 120V121H114ZM51 123L52 121H53V123H51L52 124V126H50V125H48V123ZM90 121V120H89ZM42 122H46V126H44L45 124H43V125H40V127L42 128V129H45L46 127L47 128H49V126H50V130L48 131L47 130V128H46V130L47 131H44V130H42L41 129V131H40V129H37V131L39 132L40 131V134L38 133V134H35V132H33V130H32V126H33V128H34V125H35V128L41 123L42 124ZM85 122H87V121H85ZM256 122V121H255ZM17 123H19L18 124V126H17ZM88 123V122H87ZM118 123V122H117ZM205 123V122H204ZM2 124V123H1ZM0 124V125H1ZM37 124V125H36ZM86 124V123H85ZM202 124H203V122H202ZM213 124V123H212ZM255 124V123H254ZM14 125V126H13ZM28 125H29V128H30V125H32L31 126V128H30V130H29V128H28ZM82 125H84V124H82ZM81 125V126H82ZM120 125V124H119ZM205 125H207V124H205ZM214 125V124H213ZM213 125H211V126H213ZM21 126H20V128H21ZM3 127H4V129H3ZM39 127V126H38ZM45 127V128H44ZM34 128V129H35ZM82 128V127H81ZM88 128V127H87ZM113 128H115V127H113ZM205 128V127H204ZM7 129V128H6ZM75 129H77L78 130V134H77V132H75V134H76V136H75V134H72V133H74L73 131L75 130ZM84 129V128H83ZM209 129H211V128H209ZM16 130V129H15ZM36 130V129H35ZM34 130V131H35ZM77 130H75V131H77ZM82 130V129H81ZM204 130V129H203ZM250 130H251V128H250ZM263 130V129H262ZM202 131V130H201ZM207 131V130H206ZM256 131V130H255ZM15 132V131H14ZM82 134V135H79V134ZM84 133V134H83ZM208 133V132H207ZM16 134V133H15ZM250 134V133H249ZM14 135V134H13ZM13 135L11 134L10 136L11 137H13ZM35 135L36 136H38V135H40V136H38L37 138V141H34V139L36 140V138H35ZM74 135V136H73ZM204 135V134H203ZM202 135V136H203ZM17 136V135H16ZM15 136V137H16ZM107 136H108V134H107ZM9 137V136H8ZM10 137V138H11ZM15 137H13L12 139H14ZM8 139V138H7ZM106 140H109L108 138L106 139ZM212 140V139H211ZM6 141V140H5ZM204 141V140H203ZM210 141V140H209ZM1 142V141H0ZM105 142H107V141H105ZM205 142V141H204ZM208 142V141H207ZM211 143H212V141H210ZM6 143H7V141H6ZM18 143H20V144H18ZM107 143H109V141L107 142ZM111 143V142H110ZM109 143V144H110ZM3 144V143H2ZM207 144V143H206ZM242 144H244V143H242ZM246 144V143H245ZM4 145V144H3ZM97 145V144H96ZM105 145V144H104ZM108 145V144H107ZM201 145H203V144H200L199 145V147L201 146ZM208 145H210V144H208ZM239 145V144H238ZM262 145V144H261ZM264 145V144H263ZM5 146V145H4ZM178 146H180V144L178 145ZM212 146H215V145H212ZM219 146V145H218ZM225 146V145H224ZM223 146V147H224ZM235 146H237V144L235 145ZM235 146H234V148H235ZM247 146L248 145H246V147H244L243 146V148H247ZM253 146V145H252ZM103 147V146H102ZM127 147V145L125 146V148ZM190 147V146H189ZM195 147V146H194ZM193 147V149H195ZM207 147H210V146H206L205 148H207ZM216 147V146H215ZM229 147V146H228ZM227 147V148H228ZM258 147V146H257ZM260 147V146H259ZM92 148V149H91ZM98 148H100V147H98ZM104 148V147H103ZM111 148V147H110ZM192 148V147H191ZM212 148H214V147H212ZM224 148H226V147H224ZM226 148V149H227ZM233 148V147H232ZM254 148H256V147H254ZM253 148V149H254ZM91 149V150H90ZM138 149V148H137ZM173 149V148H172ZM182 149V148H181ZM184 149H185V152H186V147H184ZM197 149V148H196ZM195 149V150H196ZM216 148H214L213 149V151L215 150ZM242 149V148H241ZM250 150H251V148H249ZM260 149V148H259ZM0 150H1V148H0ZM90 150V151H89ZM96 150H98V149H96ZM113 150V149H112ZM127 150V149H126ZM144 150V149H143ZM142 150V151H143ZM176 150V149H175ZM179 150V149H178ZM194 150V151H195ZM199 151H200V149H198ZM198 150H196L197 152H198ZM208 150V149H207ZM219 150H220V148H219ZM240 150V149H239ZM243 150V149H242ZM248 150V149H247ZM249 150V151H250ZM89 151V152H88ZM93 151H94V149H93ZM104 151V150H103ZM109 151V150H108ZM117 151H119V150H117ZM116 151V152H117ZM133 151V150H132ZM137 151V150H136ZM164 151H167V150H164ZM181 152L183 151V150H180ZM193 151V150H192ZM191 151V152H192ZM193 151V152H194ZM202 151V150H201ZM218 151V150H217ZM224 151V150H223ZM244 151V150H243ZM242 151V152H243ZM253 151V150H252ZM3 152V150H1V152H0V154ZM88 152V153H87ZM112 152V151H111ZM175 152V151H174ZM178 152V151H177ZM203 152H204V150L201 152L202 154H203ZM211 152V151H210ZM221 152V151H220ZM240 152V151H239ZM241 152V153H242ZM251 152V151H250ZM99 153V152H98ZM105 153V152H104ZM134 153V152H133ZM139 153V152H138ZM167 153V152H166ZM173 153V152H172ZM188 153V152H187ZM205 153H206V151H205ZM205 153H204V156H205ZM222 153V152H221ZM220 153V154H221ZM224 153V152H223ZM230 153V152H229ZM228 153V154H229ZM234 153V152H233ZM262 153V152H261ZM86 154L84 155V156H86ZM96 153H94L93 155H95ZM103 154V153H102ZM112 154H113V152H112ZM131 154V153H130ZM189 154V153H188ZM198 154V153H197ZM200 154V153H199ZM210 154V153H209ZM217 154L218 155H220L218 152H217ZM257 154V153H256ZM259 154V153H258ZM96 155H98V157H99V154H96ZM101 155V154H100ZM107 154H105V156H106ZM126 155V154H125ZM146 155V154H145ZM148 155L149 156H151L149 153H148ZM3 156V155H2ZM81 156V155H80ZM83 156V155H82ZM81 156V157H82ZM91 156V155H90ZM104 156V157H105ZM139 156H143V154L142 155H139ZM203 156V155H202ZM207 156V155H206ZM210 156V155H209ZM213 156H214V154H213ZM235 156V155H234ZM246 156V155H245ZM263 157H264V155H262ZM94 157V156H93ZM103 157V158H104ZM132 157V156H131ZM145 156H143V158H144ZM147 157V156H146ZM145 157V158H146ZM222 157H224L223 155H222ZM243 157V156H242ZM247 157H248V154H247ZM252 157V156H251ZM254 157V156H253ZM262 157V158H263ZM86 158V157H85ZM89 158V157H88ZM117 158V157H116ZM122 158V157H121ZM126 158V157H125ZM140 158V157H139ZM138 158V159H139ZM143 158H142V160H143ZM216 158V157H215ZM218 158V157H217ZM216 158V159H217ZM225 158V157H224ZM239 158V157H238ZM237 158V159H238ZM245 158V157H244ZM260 158V157H259ZM79 159V158H78ZM81 159V158H80ZM87 159V158H86ZM86 159L84 160V161H86ZM91 159H93V158H90V160ZM102 159V158H101ZM106 159H108L107 157H106ZM115 159V158H114ZM122 159H124V157L122 158ZM127 159V158H126ZM126 159H124L125 161H126ZM141 159V158H140ZM215 159V160H216ZM221 159V158H220ZM227 159V158H226ZM232 159V158H231ZM246 159H248V158H246ZM257 160H258V157L256 158ZM10 159H8V161H9ZM89 160V159H88ZM87 160V161H88ZM94 160H95V158H94ZM99 160H100V158H99ZM103 160V159H102ZM121 160V159H120ZM128 160H129V158H128ZM223 160V159H222ZM239 160V159H238ZM243 160V159H242ZM242 160H239V161H242ZM262 160V159H261ZM6 161H7V159H6ZM71 161H74L73 159L71 160ZM93 161V160H92ZM97 161H98V159H97ZM97 161H93V162H97ZM104 161V160H103ZM108 161V160H107ZM110 161V160H109ZM109 161H108V163H109ZM114 161V160H113ZM112 161V162H113ZM132 161V160H131ZM145 161V160H144ZM214 161V160H213ZM217 161V160H216ZM231 161V160H230ZM248 161V160H247ZM10 162V161H9ZM75 162H76V160H75ZM79 162V161H78ZM100 162H101V160H100ZM99 162V163H100ZM143 162V161H142ZM218 162H220V161H218ZM232 162V161H231ZM261 162V161H260ZM7 163V162H6ZM63 163V164H62ZM70 163V162H69ZM85 163V162H84ZM88 164H90L89 162H87ZM105 163V162H104ZM104 163H103V165H104ZM124 163H126V162H124ZM123 163V164H124ZM130 163V162H129ZM139 163V162H138ZM181 163H182V161H181ZM184 163V162H183ZM214 163V162H213ZM216 163V162H215ZM214 163V164H215ZM223 164H224V162H222ZM262 163V162H261ZM1 164H2V162H1ZM65 164L67 165V162H65ZM76 164V163H75ZM74 164V165H75ZM82 164V163H81ZM80 164V165H81ZM97 164V163H96ZM100 164H102V162L100 163ZM111 164V163H110ZM113 164V163H112ZM115 164V163H114ZM120 164V163H119ZM122 164V163H121ZM120 164V165H121ZM137 164V163H136ZM145 164V163H144ZM223 164H222V167H223ZM232 164V163H231ZM235 164H238V163H235ZM240 164V163H239ZM244 164H247V163H244ZM249 164H251V163H249ZM253 164H255V163H253ZM5 165V164H4ZM70 165H71V163H70ZM72 165H73V163H72ZM83 166H84V164H82ZM93 165H94V163H93ZM108 165V164H107ZM139 165V164H138ZM143 165V164H142ZM189 165V164H188ZM191 165V164H190ZM216 165V164H215ZM256 165V164H255ZM2 166V165H1ZM69 166V165H68ZM85 166H87L88 167V165H85ZM91 166V165H90ZM90 166H89V171H90ZM104 166H106V165H104ZM112 166V165H111ZM111 166H109V168L111 167ZM118 166V165H117ZM123 166V165H122ZM144 166V165H143ZM187 166V165H186ZM221 165H219V167H220ZM225 166V165H224ZM239 166V165H238ZM248 166V165H247ZM250 166V165H249ZM87 167H85L84 169H86ZM94 167L96 168V166L94 165ZM102 167V166H101ZM119 167V166H118ZM130 167V166H129ZM135 167V166H134ZM146 167V166H145ZM205 167V166H204ZM213 167V166H212ZM221 167V168H222ZM242 167V166H241ZM251 167V166H250ZM4 168V167H3ZM6 168V167H5ZM69 168V167H68ZM98 168H100V167H98ZM103 168L104 167H102V170H103ZM106 168V167H105ZM116 168V167H115ZM123 168H125V166L123 167ZM128 168V167H127ZM137 168H139V167H137ZM189 168V167H188ZM187 168V169H188ZM203 168V167H202ZM208 168V167H207ZM217 168V167H216ZM228 168L230 169V167H229V165H228ZM237 168V167H236ZM235 168V169H236ZM243 168H245V167H243ZM262 168H263V166H262ZM2 169V168H1ZM63 169V168H62ZM65 169H66V166H65ZM65 169H63V171L65 170ZM74 169H75V167H74ZM78 169V168H77ZM79 169H80V167H79ZM88 169V168H87ZM106 169H108V167L106 168ZM112 169V168H111ZM140 169H142V168H140ZM147 169V168H146ZM193 169V168H192ZM219 169V168H218ZM242 169V168H241ZM251 169H252V167H251ZM255 169V171L257 172V170H256V167L254 168ZM258 169V168H257ZM4 170V169H3ZM7 170V171H6ZM70 170V169H69ZM82 171H83V169H81ZM102 170H100V171H102ZM114 170V169H113ZM121 170V169H120ZM139 170V169H138ZM145 170V169H144ZM204 170V169H203ZM202 170V171H203ZM213 170V169H212ZM215 170V169H214ZM237 170V169H236ZM248 170V169H247ZM262 170V169H261ZM1 171V170H0ZM62 171V170H61ZM74 171V170H73ZM72 171V172H73ZM79 170H77V172H78ZM88 171V170H87ZM87 171H85L84 170V172H87ZM119 171V170H118ZM143 171V170H142ZM201 171V170H200ZM208 171V170H207ZM232 171V170H231ZM240 172H241V170H239ZM238 170H237V172H239ZM254 171V170H253ZM252 171V172H253ZM254 171V172H255ZM57 172H55V174H56V176H57ZM59 172H60V170H59ZM65 172H66V170H65ZM71 172V173H72ZM97 172H99V171H97ZM103 172V171H102ZM117 172V171H116ZM123 172V171H122ZM121 172V173H122ZM136 172V171H135ZM138 172V171H137ZM146 172V171H145ZM193 172V171H192ZM206 172V171H205ZM217 172V171H216ZM218 172H220V171H218ZM217 172V173H218ZM225 172V171H224ZM233 172H234V169H233ZM239 172V173H240ZM244 172V171H243ZM262 172V171H261ZM25 173H27V174H25ZM32 173H34L33 175H32ZM42 173V174H43ZM46 173H45V175H46ZM53 173H51V176L53 175H55V174H53ZM62 173H64V172H62ZM70 173V174H71ZM75 173V172H74ZM79 173V172H78ZM92 173V172H91ZM90 173V174H91ZM94 173V172H93ZM107 173V172H106ZM152 173V172H151ZM189 173H191V171L189 172ZM213 173H214V171H213ZM259 173V172H258ZM22 174V175H21ZM24 174V175H23ZM38 174V175H39ZM41 174V175H42ZM68 174V173H67ZM83 174V173H82ZM81 174V175H82ZM105 174V173H104ZM113 174H115V173H113ZM116 174H118V173H116ZM115 174V176H118V175H116ZM132 174H134V173H132ZM131 174V175H132ZM138 174V173H137ZM141 174V173H140ZM203 174H204V171H203ZM202 174V175H203ZM221 174H223V172H221L220 173V175ZM242 175H243V173H241ZM245 174H246V172H245ZM248 174V173H247ZM249 174H251V173H249ZM77 175V174H76ZM80 175V176H81ZM86 175H88V174H86L85 173V176ZM92 175V174H91ZM100 175V174H99ZM99 175H97V176H99ZM130 175V174H129ZM139 175V174H138ZM137 175V176H138ZM154 175V174H153ZM164 175V174H163ZM190 175V174H189ZM196 174H194V176H195ZM201 175V176H202ZM212 175V174H211ZM210 175V176H211ZM219 175V174H218ZM252 175H253V173H252ZM25 176V177H26ZM52 176V177H53ZM56 176H55V179H57L56 178ZM62 176H64V175H62ZM70 176V175H69ZM79 176V175H78ZM79 176V177H80ZM89 176V175H88ZM88 176H86V177H88ZM120 176V175H119ZM134 176V175H133ZM132 176V177H133ZM155 176V175H154ZM158 176V175H157ZM160 176V175H159ZM158 176V177H159ZM165 177L167 176L166 174L164 175ZM163 176V177H164ZM184 176V175H183ZM186 176V175H185ZM192 176V175H191ZM191 176H189V177H191ZM206 176V175H205ZM214 176V175H213ZM215 176H217V174H215ZM223 176H224V174H223ZM257 175H255L254 177H256ZM260 176V175H259ZM263 176V175H262ZM262 176H260V177H262ZM28 177H30V174L27 176V179H28ZM30 177V178H31ZM46 177V176H45ZM73 177H74V175H73ZM76 177V176H75ZM79 177H77V179L78 180H80L79 179ZM84 177V176H83ZM91 177H93V176H91ZM105 177V176H104ZM108 177V176H107ZM128 177V176H127ZM130 177V176H129ZM136 177V176H135ZM149 177V176H148ZM167 177H169V175L167 176ZM198 177V176H197ZM207 177V176H206ZM209 177V176H208ZM218 177V176H217ZM226 177H227V175H226ZM237 177H239V176H237ZM244 177V176H243ZM16 178V177H15ZM18 178V177H17ZM18 178V179H19ZM21 178H20V180H21ZM41 178V177H40ZM95 178V177H94ZM109 178H111V177H109ZM141 178V177H140ZM144 177H142L141 179H143ZM150 178V177H149ZM151 178H152V176H151ZM155 178H157V177H155ZM171 178H174L173 176L171 177ZM180 178V177H179ZM185 178V177H184ZM188 178V177H187ZM186 178V179H187ZM205 178V177H204ZM211 178H212V176H211ZM215 178V177H214ZM246 178H248V177H246ZM264 178V177H263ZM47 179V178H46ZM45 179V180H46ZM49 179H50V177H49ZM48 179V180H49ZM55 179H53V180H55ZM60 179V178H59ZM59 179H57V180H59ZM67 179V178H66ZM69 179V178H68ZM68 179H67V182H68ZM71 179H72V176H71ZM70 179V180H71ZM82 179V178H81ZM89 179V178H88ZM93 179V178H92ZM113 179H115V178H113ZM117 179V178H116ZM116 179L114 180L115 181V183H116ZM118 179H120L119 177H118ZM124 179V178H123ZM122 179V180H123ZM136 179V178H135ZM158 179V178H157ZM178 179V178H177ZM190 179V178H189ZM194 179V178H193ZM195 179H196V177H195ZM194 179V180H195ZM201 179H202V177H201ZM220 179H222L221 177H220ZM220 179H217V180H220ZM229 179V178H228ZM242 179V178H241ZM249 179V178H248ZM251 179V178H250ZM259 179V178H258ZM26 180V179H25ZM31 180V179H30ZM32 180H33V178H32ZM39 180H41V179H39ZM52 180V179H51ZM56 180V181H57ZM61 180H64V179H62V177H61ZM60 180V181H61ZM70 180H69V182H70ZM77 180V182H79ZM102 180V179H101ZM105 180V179H104ZM103 180V181H104ZM129 180V179H128ZM161 180H162V178H161ZM164 180V179H163ZM193 180V181H194ZM198 180H199V178H198ZM197 180V181H198ZM202 180H204V179H202ZM212 180L213 181H210V179H209V181L210 182H214V179L212 178ZM231 180V179H230ZM239 180V179H238ZM237 180V181H238ZM257 180V179H256ZM17 181V180H16ZM35 181V180H34ZM82 180H80V182H81ZM86 181V180H85ZM92 181V180H91ZM96 181V180H95ZM113 180H111V182H112ZM121 181V180H120ZM130 181V183H131V180H129ZM144 181V180H143ZM166 181V180H165ZM174 181V180H173ZM173 181H171V183L173 182ZM176 181V180H175ZM184 181V180H183ZM204 181H207L206 179L204 180ZM223 181H224V178H223ZM222 181V183H225V182H223ZM236 181V182H237ZM242 181H243V179H242ZM251 181V180H250ZM54 182V181H53ZM65 183H66V180L64 181ZM63 182V183H64ZM93 182V181H92ZM98 182V181H97ZM101 182V181H100ZM122 182H124V181H122ZM156 182H158L157 180H156ZM167 182V181H166ZM188 182V181H187ZM190 182V181H189ZM189 182H188V186H189ZM199 182V181H198ZM200 182H202V181H200ZM230 182V181H229ZM232 182V181H231ZM235 182V181H234ZM26 183H27V181H26ZM25 183V184H26ZM42 183V182H41ZM45 183H46V181H45ZM51 183V182H50ZM58 183V182H57ZM61 183V182H60ZM72 183V182H71ZM88 183V182H87ZM99 183V182H98ZM103 183H105V184H107L108 183V180H107V183L106 182H103ZM118 183V182H117ZM126 183H127V181H126ZM140 183H142L141 181H140ZM140 183H136L137 185L139 184L140 185ZM148 183H149V181H148ZM155 183V182H154ZM159 183V182H158ZM170 183V184H171ZM195 183H196V180H195ZM203 183V182H202ZM215 183V182H214ZM213 183V184H214ZM219 183V182H218ZM227 183V182H226ZM250 183V182H249ZM263 183V182H262ZM17 186H16V185ZM37 184V183H36ZM35 184V185H36ZM38 184H40V183H38ZM81 184H82V182H81ZM92 184V183H91ZM96 184V183H95ZM102 184V183H101ZM120 184V183H119ZM118 184V187H120V185ZM122 184V183H121ZM133 184V183H132ZM143 184V183H142ZM152 184V183H151ZM163 184V183H162ZM165 184V183H164ZM174 184V183H173ZM173 184H171L172 186H173ZM176 184V183H175ZM178 184V183H177ZM176 184V185H177ZM187 184V183H186ZM186 184H184L186 187H187V185ZM198 184V183H197ZM200 184V183H199ZM210 184V183H209ZM212 184V185H213ZM216 184V186L218 185L217 183H215ZM236 183H234V185H235ZM238 184V183H237ZM242 184V183H241ZM12 185L9 187V190H10V188L12 189V191H13V187H12ZM24 185V184H23ZM47 185H50V184H48L47 183ZM57 185H59V184H57ZM64 185V184H63ZM71 185V184H70ZM78 185H80V184H78ZM90 185V184H89ZM109 185V184H108ZM110 185H112V184H110ZM134 185V184H133ZM143 185H146V184H143ZM155 185H156V183H155ZM166 185H167V183H166ZM176 185H174V186H176ZM180 185V184H179ZM196 185V184H195ZM202 185V184H201ZM230 185H233V183L232 184H230ZM20 186V185H19ZM31 186V185H30ZM32 186H33V184H32ZM43 186H46L45 184L43 185ZM54 186V185H53ZM59 186H61V185H59ZM58 186V187H59ZM67 187V185H64V187ZM73 186V185H72ZM85 186V185H84ZM84 186H82V187H84ZM94 186V185H93ZM96 186V185H95ZM124 186V185H123ZM147 186H149V185H147ZM153 186V185H152ZM184 186V187H185ZM203 186H204V184H203ZM208 186H210V185H208ZM240 186V185H239ZM243 186V185H242ZM7 187V188H8ZM29 187V186H28ZM48 187V186H47ZM57 187V186H56ZM81 187V186H80ZM80 187H78L79 189H80ZM86 187V186H85ZM87 187H88V184H87ZM92 187V186H91ZM91 187H89V188H91ZM110 187V186H109ZM113 187V186H112ZM129 187H131V186H129ZM136 187V186H135ZM141 187H143L142 185H141ZM162 187H164V186H162ZM168 187V186H167ZM181 187V186H180ZM183 187V186H182ZM185 187V188H186ZM192 187V186H191ZM190 187V188H191ZM199 187V186H198ZM211 187V186H210ZM215 187V186H214ZM219 187V186H218ZM234 187H236V186H234ZM233 186H232V188L233 189H235ZM262 187V186H261ZM6 188V190H8ZM22 188V187H21ZM38 188V187H37ZM43 189H44V187H42ZM49 188V187H48ZM47 188V189H48ZM53 188V187H52ZM55 188V187H54ZM70 189L71 188H73V187H69ZM98 188H99V186H98ZM97 188V189H98ZM115 188V187H114ZM121 188V187H120ZM127 189V191H128V187H126ZM166 188V187H165ZM173 188V187H172ZM207 188V187H206ZM220 188V187H219ZM224 188V187H223ZM237 189H238V187H236ZM243 188V187H242ZM242 188H240V190L242 189ZM16 189V188H15ZM18 189H20L19 187H18ZM25 189V188H24ZM28 189V188H27ZM87 189V188H86ZM96 189V187L94 188V190H97ZM109 189V188H108ZM108 189L106 190L105 189V191H108ZM113 188H111V190H112ZM117 189V188H116ZM134 189V188H133ZM143 189V188H142ZM141 188H140V190H142ZM147 189V188H146ZM174 189V188H173ZM196 189V188H195ZM194 189V190H195ZM225 189V188H224ZM231 189V188H230ZM2 190V189H1ZM0 190V191H1ZM22 190V189H21ZM29 190H31L30 188H29ZM36 190V189H35ZM42 190V189H41ZM50 190V189H49ZM62 189L60 188V190H58V191H61ZM67 190V189H66ZM82 190V189H81ZM80 190V191H81ZM93 190V191H94ZM111 190H110V192H111ZM118 190V189H117ZM121 190H123V189H121ZM120 189H119V192L121 191ZM126 190H123V191H126ZM170 190V189H169ZM182 190H183V188H182ZM187 190V189H186ZM207 190V189H206ZM214 190H216V189H214ZM218 190V189H217ZM232 190V189H231ZM11 191V190H10ZM20 191V190H19ZM39 191V190H38ZM43 191V190H42ZM51 191V190H50ZM65 191V190H64ZM70 191V190H69ZM88 191V190H87ZM100 191V190H99ZM102 191L104 192V190L102 189ZM126 191V192H127ZM172 191H174V190H172ZM192 191V190H191ZM196 191V190H195ZM218 191H221V189L220 190H218ZM225 191V190H224ZM234 191V190H233ZM233 191H231V192H233ZM252 191V190H251ZM254 191H257V190H254ZM17 192V191H16ZM36 192V191H35ZM46 192V191H45ZM52 192V191H51ZM61 192H63V191H61ZM73 192V191H72ZM72 192H69V193H72ZM97 192V191H96ZM102 192V193H103ZM118 192V191H117ZM125 192V193H126ZM137 192V191H136ZM135 192V193H136ZM139 192V191H138ZM144 192V191H143ZM142 192V193H143ZM160 192H162V191H160ZM230 192V191H229ZM241 192H243V191H241ZM7 193H9V191H7ZM19 194H20V192H18ZM39 193V192H38ZM37 193V194H38ZM41 193V192H40ZM53 193V192H52ZM58 193V192H57ZM57 193H55V194H57ZM68 193V194H69ZM75 193V192H74ZM84 193V192H83ZM89 193V192H88ZM101 193V194H102ZM105 193V192H104ZM108 193V192H107ZM112 193L113 192H111V195H112ZM116 193V192H115ZM113 194V196L115 195V197H116V194ZM121 193V192H120ZM119 193V194H120ZM129 193V192H128ZM127 193V194H128ZM167 193V192H166ZM198 193V192H197ZM200 193V192H199ZM221 193H223V192H221ZM234 193H236L235 191H234ZM233 193V194H234ZM255 193V192H254ZM9 194H12L11 192L9 193ZM16 194V193H15ZM25 194V193H24ZM29 194V193H28ZM44 194V193H43ZM42 194V195H43ZM46 194V193H45ZM64 194V193H63ZM63 194H62V196H63ZM67 193H66V195H68ZM78 194V193H77ZM91 194V193H90ZM89 194V195H90ZM100 194V195H101ZM110 194V193H109ZM119 194L117 195V199H118V196H119ZM133 194V193H132ZM139 194V193H138ZM141 194V193H140ZM160 194V193H159ZM189 194V193H188ZM187 194V195H188ZM215 194V193H214ZM237 194V193H236ZM235 194V195H236ZM0 195H1V192H0ZM22 195V194H21ZM40 195V194H39ZM50 195V194H49ZM65 195V196H66ZM76 195V194H75ZM80 195V194H79ZM106 195H108V194H106ZM110 195V196H111ZM134 195V194H133ZM137 195V194H136ZM142 195V194H141ZM144 195H146L145 193H144ZM219 195V194H218ZM218 195H216V196H218ZM225 195V194H224ZM227 195H229V193L227 194ZM15 196V195H14ZM25 196H26V194H25ZM47 196V195H46ZM51 196V195H50ZM62 196H60L59 198H61ZM64 196V197H65ZM77 196V195H76ZM88 196V195H87ZM102 196V195H101ZM122 196H123V194H122ZM128 197L130 196V195H127ZM155 196V195H154ZM196 196H199V195H196ZM220 196V195H219ZM236 196H238V195H236ZM249 196H250V194H249ZM256 196V195H255ZM2 197V196H1ZM0 197V198H1ZM8 197V196H7ZM10 197V196H9ZM27 197V196H26ZM35 197V196H34ZM37 197V196H36ZM40 197V196H39ZM68 197V196H67ZM98 197V196H97ZM107 197H109V196H107ZM106 197V198H107ZM157 197V196H156ZM162 197V196H161ZM227 197V196H226ZM232 197V196H231ZM234 197V196H233ZM246 197V196H245ZM3 198V199H4ZM16 198V197H15ZM25 198V197H24ZM31 198V197H30ZM43 198V197H42ZM42 198H40V199H42ZM54 198V197H53ZM73 198H75V197H73ZM89 198V197H88ZM104 198V197H103ZM122 198V197H121ZM140 198V197H139ZM148 198V197H147ZM171 198V197H170ZM187 198V197H186ZM185 198V199H186ZM200 198V197H199ZM199 198H197L198 200H199ZM225 198V197H224ZM223 198V199H224ZM253 198H255V197H253ZM7 199V198H6ZM5 199V200H6ZM9 199V198H8ZM47 199V198H46ZM51 199V198H50ZM54 199H58V198H54ZM63 199V198H62ZM66 199V198H65ZM86 199V198H85ZM91 199V198H90ZM108 199V198H107ZM114 199H116V198H114ZM124 199H126V198H124ZM159 199V198H158ZM157 199V200H158ZM163 199H164V197H163ZM174 199H175V197H174ZM178 199V198H177ZM180 199V198H179ZM219 199V198H218ZM222 199V198H221ZM222 199V200H223ZM236 199H237V197H236ZM245 199V198H244ZM252 199V198H251ZM4 200V201H5ZM11 200V199H10ZM14 200V199H13ZM36 200V199H35ZM45 200V199H44ZM44 200H42V201H44ZM53 200V199H52ZM70 200H71V198H70ZM78 200V199H77ZM84 200V199H83ZM93 200H95V198L93 199ZM104 200H106V199H104ZM120 200H122V199H120ZM140 200V199H139ZM150 200V199H149ZM156 200V201H157ZM160 200V199H159ZM165 200V199H164ZM190 200H192V199H190ZM238 200V199H237ZM247 200V199H246ZM253 200V199H252ZM251 200V201H252ZM255 200V199H254ZM6 201H8V200H6ZM17 201H19V200H17ZM16 201V202H17ZM22 201H23V199H22ZM21 201V202H22ZM28 201V200H27ZM26 201V202H27ZM41 201V200H40ZM40 201H38L39 202V205H40ZM47 201V200H46ZM67 201V200H66ZM72 201V200H71ZM91 202H92V199L90 200ZM90 201H89V203H90ZM115 201V200H114ZM131 201V200H130ZM216 201H217V199H216ZM226 201V200H225ZM258 201V200H257ZM262 201V200H261ZM1 202H3V200L1 201ZM24 202V201H23ZM23 202L21 203V204H23ZM26 202H24V203H26ZM53 202V201H52ZM65 202V201H64ZM75 202V201H74ZM73 202V203H74ZM79 202V201H78ZM82 202V201H81ZM80 202V203H81ZM85 202H86V200H85ZM97 202V201H96ZM119 202H121V201H119ZM145 202V201H144ZM146 202H147V200H146ZM145 202V203H146ZM150 202V201H149ZM152 202V201H151ZM150 202V203H151ZM169 202V201H168ZM172 202H174V201H172ZM171 201H170V203H172ZM184 202V201H183ZM194 202V201H193ZM199 202V201H198ZM236 202H238V201H236ZM235 202V203H236ZM241 202V201H240ZM247 202V201H246ZM4 203V202H3ZM7 203V202H6ZM13 205H14V203L13 202H11ZM27 203H30V201L29 202H27ZM55 203V202H54ZM66 204H67V202H65ZM77 203V202H76ZM76 203H74V205H76ZM87 203V202H86ZM100 203V202H99ZM106 203H109V202H106ZM116 203V202H115ZM125 203V202H124ZM130 203H132V202H130ZM163 203V202H162ZM225 203V202H224ZM261 203V202H260ZM263 203H264V199H263ZM11 204V205H12ZM19 204V203H18ZM64 204V203H63ZM66 204H65V206H66ZM93 204V203H92ZM96 204V203H95ZM94 204V205H95ZM103 204L105 205V203L103 202ZM102 204V205H103ZM113 204V203H112ZM143 204V203H142ZM188 204V203H187ZM186 204V205H187ZM196 204V203H195ZM198 204V203H197ZM218 204V203H217ZM230 204V203H229ZM232 204H233V202H232ZM10 205V204H9ZM12 205V206H13ZM20 205V204H19ZM29 205V204H28ZM33 205H35V202H34V204ZM39 205H38V208H39ZM48 205H50V204H48ZM54 205V204H53ZM61 205V204H60ZM69 205V204H68ZM78 205V204H77ZM83 205V204H82ZM82 205H81V207H82ZM85 205V204H84ZM101 205V204H100ZM101 205V206H102ZM118 205H119V203H118ZM135 205V204H134ZM147 205V204H146ZM152 205V204H151ZM155 205H156V203H155ZM167 205H169V204H167ZM171 205V204H170ZM175 205V204H174ZM177 205V204H176ZM227 205V204H226ZM236 205V204H235ZM240 205V204H239ZM1 207H2V205H0ZM8 206V205H7ZM18 206V205H17ZM30 206V205H29ZM32 206V205H31ZM43 206H47V205H42V208H43ZM90 206V205H89ZM89 206H87V207H89ZM106 206V205H105ZM108 206V205H107ZM122 206V205H121ZM124 206V205H123ZM143 206V205H142ZM162 206H164V205H162ZM241 206V205H240ZM0 207V208H1ZM15 207H16V205H15ZM14 207V208H15ZM20 207V206H19ZM19 207H18V209H19ZM21 207H22V205H21ZM25 207H27V205L25 206ZM34 207V206H33ZM50 207V206H49ZM77 207V206H76ZM80 207V206H79ZM81 207L79 208V209H81ZM100 207V206H99ZM152 207V206H151ZM179 207V206H178ZM220 207V206H219ZM223 207V206H222ZM229 207H230V205H229ZM3 208H4V206H3ZM11 208V207H10ZM46 208V207H45ZM51 208V207H50ZM50 208H49V210H50ZM59 208H61V207H59ZM64 208V207H63ZM68 208V207H67ZM83 208V207H82ZM96 209L98 208L97 206L95 207ZM122 208V207H121ZM125 208V207H124ZM141 208V207H140ZM173 208H174V206H173ZM180 208V207H179ZM178 208V209H179ZM224 208H225V206H224ZM228 208V207H227ZM244 208V207H243ZM17 209V208H16ZM15 209V210H16ZM48 209V208H47ZM94 209V208H93ZM95 209V210H96ZM143 209V208H142ZM142 209H141V211H142ZM160 209H162L163 210V208H160ZM166 209V208H165ZM164 209V210H165ZM217 209V208H216ZM229 209V208H228ZM230 209H231V207H230ZM2 210V209H1ZM22 210V209H21ZM33 210H35V209H33ZM32 210V211H33ZM46 210V209H45ZM56 210V209H55ZM70 210H72V209H70ZM86 210V209H85ZM105 210V209H104ZM151 210H153L152 208H151ZM157 210V209H156ZM163 210V211H164ZM181 210V209H180ZM194 210V209H193ZM199 210V209H198ZM202 210V209H201ZM204 210V209H203ZM220 210H222L221 208H220ZM227 210V209H226ZM6 211V210H5ZM59 211V210H58ZM62 211H67L66 210V208H65V210H62ZM74 211V210H73ZM76 211V210H75ZM91 211H93L92 209H91ZM106 211V210H105ZM104 211V212H105ZM108 211V210H107ZM115 212H116V210H114ZM125 211V210H124ZM159 211H161V210H159ZM175 211V210H174ZM217 211V210H216ZM228 211V210H227ZM233 211V210H232ZM10 212H12V211H10ZM16 212V211H15ZM29 212V211H28ZM34 212V211H33ZM33 212L31 213L32 215H33ZM43 212V211H42ZM69 212V211H68ZM79 212H80V210H79ZM148 212H152V211H148ZM156 213H157V211H155ZM197 213H198V211H196ZM202 212V211H201ZM200 212V213H201ZM205 212V211H204ZM244 212H245V209H244ZM5 213V212H4ZM4 213H2V214H4ZM22 213H23V210H22ZM22 213H20V214H22ZM56 214H57V212H55ZM60 213V212H59ZM62 213V212H61ZM63 213H67V212H63ZM73 213V212H72ZM93 213V212H92ZM98 213V212H97ZM101 213V212H100ZM172 213V212H171ZM215 213V212H214ZM224 213L225 212H223V215H224ZM231 213V212H230ZM246 213V212H245ZM244 213V214H245ZM6 214V213H5ZM8 214V213H7ZM12 214V213H11ZM18 214V213H17ZM26 214V213H25ZM28 214V213H27ZM39 214V213H38ZM44 214V213H43ZM70 214L71 213H69V216H70ZM74 214V213H73ZM79 214V213H78ZM94 214V213H93ZM107 214V212H105V214L104 215H106ZM160 214H161V212H160ZM166 214V213H165ZM173 214V213H172ZM171 214V215H172ZM206 214V213H205ZM227 214V213H226ZM226 214L224 215V216H226ZM228 214H229V212H228ZM233 214V213H232ZM40 215V214H39ZM51 215V214H50ZM79 215H81V214H79ZM161 215H163V214H161ZM222 215V214H221ZM2 216V215H1ZM8 216V215H7ZM25 216V215H24ZM24 216H22V217H24ZM60 216V215H59ZM89 216V215H88ZM99 216V215H98ZM165 216V215H164ZM163 216V217H164ZM168 216V215H167ZM175 216V215H174ZM173 216V217H174ZM199 216V215H198ZM231 216V215H230ZM230 216H229V218H230ZM233 216V215H232ZM14 217V216H13ZM12 217V218H13ZM21 217V216H20ZM35 217V216H34ZM44 217V216H43ZM46 217H47V215H46ZM49 217H51V216H49ZM48 217V218H49ZM84 217V216H83ZM150 217V216H149ZM152 217V216H151ZM178 217V216H177ZM221 217V216H220ZM37 216H36V219L35 220H37ZM53 218V217H52ZM55 218V217H54ZM60 218V217H59ZM79 218H81V217H79ZM89 218V217H88ZM91 218V217H90ZM100 218V217H99ZM144 218V217H143ZM148 218V217H147ZM156 218V217H155ZM168 218V219H167ZM167 218H165L164 220H169V217H167ZM174 218H176V216L174 217ZM227 218V217H226ZM5 219V221L8 219H6V217L4 218ZM10 219V218H9ZM9 219H8V221H9ZM24 220H25V218H23ZM33 219V218H32ZM57 219H58V217H57ZM65 219V218H64ZM77 219V218H76ZM148 219H150V218H148ZM153 219V218H152ZM172 219V218H171ZM219 219V218H218ZM223 219H225V218H223ZM1 220H2V218H1ZM11 220V219H10ZM18 220V219H17ZM17 220H15V221H17ZM40 220V219H39ZM43 220H45V219H43ZM58 220H61V218L60 219H58ZM57 220V221H58ZM63 220V219H62ZM62 220H61V222H62ZM66 220V219H65ZM68 220V219H67ZM74 220V219H73ZM145 220V219H144ZM160 220V219H159ZM13 221V220H12ZM30 221V220H29ZM46 221V220H45ZM47 221H49V219L47 220ZM52 221V220H51ZM53 221H55V220H53ZM57 221H55V222H57ZM64 221V220H63ZM71 221V220H70ZM75 221V220H74ZM84 221V220H83ZM88 221V220H87ZM91 221H93V220H91ZM136 221H138V219H136ZM146 221V220H145ZM144 221V222H145ZM156 221H158V220H156ZM4 222V221H3ZM22 222V221H21ZM26 223H27V221H25ZM32 222H33V220H32ZM42 221H40L39 222V225H40V223H41ZM94 222V221H93ZM96 222V221H95ZM143 222V221H142ZM163 222V221H162ZM165 222V221H164ZM11 223V222H10ZM19 223H20V221H19ZM47 223V222H46ZM46 223H45V225H46ZM51 223V222H50ZM78 223V222H77ZM85 223V222H84ZM166 223V222H165ZM165 223H163V224H165ZM1 224V223H0ZM7 224V223H6ZM37 224V223H36ZM60 224V223H59ZM79 224V223H78ZM94 224V223H93ZM93 224H91V225H93ZM137 224V223H136ZM138 224H140L139 223V221H138ZM142 224V223H141ZM144 224V223H143ZM26 225V224H25ZM30 225V224H29ZM29 225H27V226H29ZM32 225H34V224H32ZM38 225V226H39ZM65 225V224H64ZM67 225V224H66ZM72 225V224H71ZM81 225V224H80ZM83 225V224H82ZM86 225V224H85ZM90 225V224H89ZM148 225H150V224H148ZM2 226V225H1ZM50 226H52V224L50 225ZM74 226V225H73ZM139 226V225H138ZM147 226V225H146ZM9 228H10V226H8ZM7 227V228H8ZM25 227V226H24ZM33 227V226H32ZM40 228H41V225L39 226ZM47 227V226H46ZM59 227H61L60 225H59ZM59 227H57V225H56V227H54V229L55 228H59ZM63 227V226H62ZM72 227V226H71ZM78 227H79V225H78ZM92 227V226H91ZM182 227V226H181ZM1 228V227H0ZM14 228V227H13ZM12 228V229H13ZM29 228V227H28ZM50 228V227H49ZM63 228H65V227H63ZM74 228V227H73ZM73 228H72V230H73ZM85 228V227H84ZM95 228V227H94ZM169 228V227H168ZM6 229V228H5ZM11 229V230H12ZM15 229V228H14ZM25 229V228H24ZM23 229V230H24ZM27 229V228H26ZM34 229V228H33ZM48 229V228H47ZM66 229V228H65ZM71 229V228H70ZM69 229V230H70ZM75 229V228H74ZM79 229V228H78ZM77 229V230H78ZM81 229H82V227H81ZM88 229H89V227H88ZM98 229V228H97ZM170 229V228H169ZM181 229V228H180ZM17 230V229H16ZM32 230V229H31ZM42 230H43V228H42ZM71 230V231H72ZM83 230V229H82ZM96 230V229H95ZM168 230V229H167ZM3 231V230H2ZM8 231V230H7ZM10 231V230H9ZM8 231V232H9ZM14 231V230H13ZM18 231V230H17ZM28 231V230H27ZM36 231V230H35ZM37 231H38V229H37ZM50 231V230H49ZM55 231H56V229H55ZM153 231V230H152ZM155 231V230H154ZM163 231V230H162ZM7 232V233H8ZM12 232V231H11ZM20 232V231H19ZM24 232V231H23ZM40 232V231H39ZM51 232V231H50ZM63 232V231H62ZM62 232H61V234H62ZM64 232H66V231H64ZM80 232V231H79ZM84 232V231H83ZM92 232V231H91ZM165 233H166V231H164ZM170 232H172V231H170ZM0 233H1V231H0ZM7 233H5V234H7ZM14 233V232H13ZM12 233V234H13ZM22 233V232H21ZM29 233V232H28ZM31 233V232H30ZM29 233V234H30ZM43 233V232H42ZM44 233H46V231L44 232ZM48 233V232H47ZM57 233V232H56ZM60 233V232H59ZM58 233V234H59ZM67 233V232H66ZM65 233V234H66ZM71 233V232H70ZM154 233V232H153ZM161 233H163V232H161ZM176 233V232H175ZM1 234H3V233H1ZM15 234V233H14ZM23 234V233H22ZM37 234H40V235H42L41 233H37ZM73 234V233H72ZM78 234V233H77ZM137 234V233H136ZM168 234V233H167ZM169 234H171V233H169ZM8 235V234H7ZM25 235V234H24ZM47 235V234H46ZM69 235V233L67 234V236ZM163 235H164V233H163ZM12 236V235H11ZM18 236V235H17ZM26 236H27V234H26ZM25 236V237H26ZM43 237L45 236V235H42ZM41 236V237H42ZM55 236V235H54ZM53 236V237H54ZM59 236V235H58ZM63 236H64V234H63ZM170 236V235H169ZM0 237H3V236H0ZM6 237V236H5ZM4 237V238H5ZM10 237V236H9ZM52 237V238H53ZM65 237V236H64ZM3 238V239H4ZM11 238V237H10ZM14 238V237H13ZM18 239H19V237H17ZM50 238V237H49ZM56 238V237H55ZM2 239V240H3ZM16 239V238H15ZM17 239V240H18ZM27 239V238H26ZM39 239V238H38ZM41 239H43V238H41ZM45 239H47V238H45ZM45 239H44V241H45ZM5 240V239H4ZM7 240V239H6ZM49 241H50V239H48ZM56 240V239H55ZM60 240H61V238H60ZM60 240H59V242H60ZM66 240H67V238H66ZM23 240H21L20 242H22ZM36 241V240H35ZM48 241V242H49ZM204 241V240H203ZM25 242V241H24ZM23 242V243H24ZM37 243H38V241H36ZM39 242H41V241H39ZM56 242V241H55ZM54 242V243H55ZM58 242V241H57ZM56 242V243H57ZM58 242V243H59ZM62 242V241H61ZM66 242H68V240L66 241ZM104 242V241H103ZM208 242V241H207ZM213 242V241H212ZM212 242H211V244H212ZM4 243V242H3ZM2 243V244H3ZM6 243V242H5ZM4 243V244H5ZM26 243V242H25ZM51 243V242H50ZM50 243H47V244H50ZM53 243V244H54ZM55 243V244H56ZM63 243V242H62ZM80 243V242H79ZM92 243V242H91ZM189 243V242H188ZM187 243V244H188ZM228 243H229V241H228ZM3 244V245H4ZM6 244H8V243H6ZM19 244V243H18ZM41 244H43V243H41ZM78 244V243H77ZM105 244H107V245H109L108 244V242L107 243H105ZM190 244V243H189ZM210 244V243H209ZM0 245H1V243H0ZM13 245V244H12ZM44 245H45V242H44ZM84 245V244H83ZM83 245H80V247L81 246H83ZM92 245V244H91ZM94 245V244H93ZM106 245V246H107ZM200 245V244H199ZM215 245V244H214ZM234 245V244H233ZM5 246V245H4ZM8 246H9V244H8ZM50 246V245H49ZM55 246V245H54ZM95 246H96V244H95ZM110 246V245H109ZM188 246V245H187ZM196 245L194 244L193 245V249H194V247H195ZM203 246V245H202ZM204 246H206V245H204ZM213 246V245H212ZM216 247H217V245H215ZM229 246V245H228ZM232 246V245H231ZM230 246V247H231ZM11 247V246H10ZM26 247V246H25ZM24 247V248H25ZM46 247V246H45ZM53 247V246H52ZM52 247H51V249H52ZM61 247V246H60ZM74 247V246H73ZM100 247V246H99ZM112 247V246H111ZM197 247V246H196ZM200 247V246H199ZM234 247V246H233ZM3 248V247H2ZM8 248V247H7ZM20 248H23V247H20ZM30 248V247H29ZM29 248H27L28 250H29ZM57 248V247H56ZM78 249H79V247H77ZM203 248V247H202ZM206 248V247H205ZM209 248H210V246H209ZM227 248V247H226ZM15 249V248H14ZM17 249V248H16ZM53 249H55V248H53ZM61 249V248H60ZM77 249V250H78ZM84 249V248H83ZM87 249H89V247L87 248ZM86 249V250H87ZM111 249V248H110ZM141 249V248H140ZM139 249V250H140ZM188 249V248H187ZM190 249V248H189ZM228 249H229V247H228ZM231 249V248H230ZM233 249V248H232ZM9 250V249H8ZM11 250V249H10ZM90 250V249H89ZM88 250V251H89ZM99 250V249H98ZM129 250V249H128ZM137 250V249H136ZM138 250V251H139ZM191 250V249H190ZM204 250H206V249H204ZM218 250V249H217ZM4 251V250H3ZM45 251V250H44ZM47 251V250H46ZM55 251V250H54ZM85 251V250H84ZM106 251V250H105ZM108 251V250H107ZM193 251V252H192ZM191 252V254H194V255H191L188 251H187V254L185 255V258H187L186 256H188V260H187V262H189V264H211V263H214L213 261H219V260H217L216 258H217V254L215 255L214 253L216 252V248H215V252L213 253L212 252V250H211V252L213 253L212 255H209L208 253H206L205 251V253H206V255H208V256H206L205 255V253H204V256H203V254L202 253H200V254H202V255H200V254H198V252H196V250H192ZM194 251L196 252V255H195V253H194ZM202 251V250H201ZM201 251H199V252H201ZM27 252V251H26ZM30 252V251H29ZM32 252H34V251H32ZM90 252V251H89ZM88 252V253H89ZM207 252H210V250L209 251H207ZM4 253V252H3ZM8 253H10V252H8ZM14 253H16L15 251H14ZM22 253H24V252H22ZM52 253V252H51ZM50 252H49V254H51ZM54 253V252H53ZM220 253V252H219ZM224 253V252H223ZM230 253V252H229ZM228 253V254H229ZM17 254V253H16ZM35 254V253H34ZM42 254H43V256H44V253H43V251H42ZM41 254V255H42ZM49 254L47 253V255L49 256ZM188 254H190L191 255V257L188 255ZM233 254V253H232ZM6 255V254H5ZM8 255V254H7ZM17 255H19V254H17ZM21 255V254H20ZM30 255V254H29ZM216 256V258H215V256ZM1 256V255H0ZM25 257H26V255H24ZM24 256H23V258H24ZM35 257H38V255L36 256V255H34ZM40 256V255H39ZM226 256L228 257V255H225L223 258H225L226 259ZM3 257V256H2ZM5 257V256H4ZM14 257V256H13ZM32 257L33 256H31V262H32ZM41 257V256H40ZM50 257H51V255H50ZM175 257V256H174ZM215 258V260H213L214 258ZM219 257V256H218ZM221 257V258H222ZM231 257H233V256H230L229 258V260L231 261ZM235 257H237V256H235ZM244 257V256H243ZM6 258V257H5ZM16 258V257H15ZM45 258V257H44ZM132 258V257H131ZM171 258V257H170ZM234 258V257H233ZM232 258V259H233ZM238 258V257H237ZM3 260H4V258H2ZM8 259H9V257H8ZM18 259H19V257H18ZM21 259V258H20ZM25 259V258H24ZM23 259V260H24ZM28 259V258H27ZM34 259H36V258H34ZM147 259V258H146ZM172 259V258H171ZM176 259V258H175ZM179 259H180V262H179ZM182 259V260H181ZM236 259V258H235ZM234 259V260H235ZM240 259V258H239ZM2 260V261H3ZM43 260V259H42ZM49 260V259H48ZM55 260V259H54ZM166 260V259H165ZM164 260V262H166ZM177 260V259H176ZM175 260V261H176ZM222 260V259H221ZM224 260V259H223ZM234 260L233 261H231V263H233L234 262ZM9 261H12V259L11 260H9ZM22 261V260H21ZM20 261V262H21ZM37 260H35V262H36ZM44 261V260H43ZM46 261V260H45ZM147 261V260H146ZM145 261V262H146ZM175 261H173V259H172V262L173 263H175ZM181 261H182V263H184V264H188L186 261H184V258H178V264H181ZM215 261V262H216ZM227 261H228V259H227ZM236 261V260H235ZM5 262V261H4ZM30 262V261H29ZM34 262V261H33ZM50 262H52V261H50ZM148 262V261H147ZM154 262V261H153ZM155 262H158V261H155ZM161 262V261H160ZM160 262H158V263H156V264H160ZM171 262V261H170ZM186 262V263H185ZM216 262V263H217ZM223 262V261H222ZM229 262V261H228ZM1 263V262H0ZM17 263V262H16ZM24 263V262H23ZM41 263V262H40ZM39 262H38V264H40ZM55 263V262H54ZM53 263V264H54ZM151 263H152V261H151ZM150 263V264H151ZM163 263V262H162ZM173 263H171V264H173ZM177 263V262H176ZM220 263H221V261H220ZM231 263H229V264H231ZM8 264H10V263H8ZM12 264V263H11ZM20 264V263H19ZM25 264H26V262H25ZM34 264V263H33ZM147 264H149V263H147ZM163 264H165V263H163ZM166 264H167V262H166ZM169 264V263H168ZM218 264V263H217ZM224 264V263H223ZM228 264V263H227ZM258 264H264V262L263 261H261V262H259Z\"/></svg>",
    "mask_w": 264,
    "mask_h": 264
}]
</instances>
